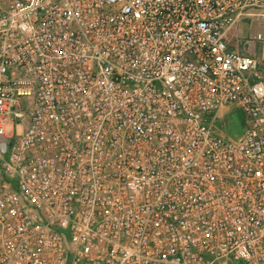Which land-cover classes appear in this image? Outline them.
Instances as JSON below:
<instances>
[{"label":"built area","instance_id":"built-area-1","mask_svg":"<svg viewBox=\"0 0 264 264\" xmlns=\"http://www.w3.org/2000/svg\"><path fill=\"white\" fill-rule=\"evenodd\" d=\"M257 19L264 0H0V264H264V56L228 46Z\"/></svg>","mask_w":264,"mask_h":264},{"label":"rangeland","instance_id":"rangeland-1","mask_svg":"<svg viewBox=\"0 0 264 264\" xmlns=\"http://www.w3.org/2000/svg\"><path fill=\"white\" fill-rule=\"evenodd\" d=\"M257 32H261L264 35V22L259 19L254 20L253 23L250 25H238V27L232 32V38L243 49V39H251L252 36L255 35ZM234 35L239 38L234 37ZM248 50L253 53L259 50L260 55L263 54L264 51V49L260 45H257L255 43L250 46ZM244 130L245 123L243 115L233 110L226 113L222 123L216 124V131L218 132L219 136H222L225 139L229 138L235 140L243 134Z\"/></svg>","mask_w":264,"mask_h":264},{"label":"crops","instance_id":"crops-1","mask_svg":"<svg viewBox=\"0 0 264 264\" xmlns=\"http://www.w3.org/2000/svg\"><path fill=\"white\" fill-rule=\"evenodd\" d=\"M232 32L229 33V38H228V46L231 50H235V51H238L240 53H244V54H248V55H251V56H255L257 58H262V56H264V52L263 54L260 55V51L257 50L256 52H251L250 50H246V49H242L241 46H239L232 38ZM259 51V52H258Z\"/></svg>","mask_w":264,"mask_h":264}]
</instances>
